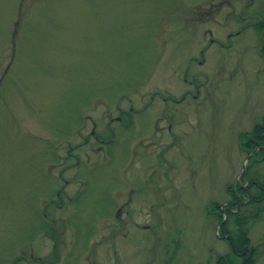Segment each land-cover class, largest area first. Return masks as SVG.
Masks as SVG:
<instances>
[{"label":"rangeland","instance_id":"1","mask_svg":"<svg viewBox=\"0 0 264 264\" xmlns=\"http://www.w3.org/2000/svg\"><path fill=\"white\" fill-rule=\"evenodd\" d=\"M261 21L264 0H0V264L230 254L208 207L227 203L238 137L264 116ZM45 209L57 247L36 234Z\"/></svg>","mask_w":264,"mask_h":264},{"label":"trees","instance_id":"2","mask_svg":"<svg viewBox=\"0 0 264 264\" xmlns=\"http://www.w3.org/2000/svg\"><path fill=\"white\" fill-rule=\"evenodd\" d=\"M256 29L263 33V39L259 47V52L260 55L264 58V21L259 22V24L256 26ZM130 115H132V110L127 113L121 112L120 118L122 121L124 120V122H126V125L124 126H127V123H130V121L132 120L130 118ZM97 138L99 141L100 139H103L100 135H97ZM113 140H115V137L112 138V136H110V139L105 143L106 148L109 147V144H111ZM85 145L86 141L75 147L74 149L84 147ZM238 148L243 154H245V156H249L250 154H252L245 170V180L248 182V185L243 188L241 187V184L238 183L236 185L231 184L226 188V194L229 196L226 207H229L230 210H227L226 207H224V210L227 212L228 217L220 230V234L222 236H228V238L225 239L229 244L230 254L218 256L216 258L215 264H256V250L254 247H251L249 230L251 224L254 221L258 220V212H264V116L251 131L241 133L239 135ZM69 153H71V150L69 151ZM76 159L77 164L75 165V168L77 166L85 164H82V162H80L78 158ZM260 165H262L261 169L258 167ZM255 166L257 167V169L253 171ZM69 168L70 166L65 168V170ZM75 179H77L78 182H81L80 178H77V176ZM245 180L242 179L241 182L244 183ZM78 193H76V195ZM63 195L64 190L60 189L59 192H57L56 198H49V201L51 203H55V205H57L56 209L58 210H61L64 207L65 201H63ZM74 201L75 197L69 201L72 207H74ZM262 205L263 208L261 209L260 206ZM238 206L240 207L237 211ZM208 212L209 214L217 215L218 222L221 223L222 214L221 212H219L218 205L210 204L208 207ZM47 214L48 213L46 209L45 211L43 210L41 220L43 218H47ZM42 223V227L36 232V234L46 232L45 234H49L50 238L53 240L54 244L57 247L60 238L57 235L55 229L52 228V225L50 227L47 221H45L44 223L42 220ZM63 225L65 228H68L70 225V221H64ZM232 227L234 228L233 230H231ZM36 234L29 239L27 238L25 242L32 241L35 238ZM53 255H55V249ZM25 259L26 258L24 257V255H19L13 258L9 262V264H21L25 261ZM57 259L48 264H55ZM37 261L40 264H47V262L43 258L37 259Z\"/></svg>","mask_w":264,"mask_h":264},{"label":"water","instance_id":"3","mask_svg":"<svg viewBox=\"0 0 264 264\" xmlns=\"http://www.w3.org/2000/svg\"><path fill=\"white\" fill-rule=\"evenodd\" d=\"M248 159H249V157H247V158L245 159V163H244V164H243V166H242V173H241V175H240V176H243V175H244V171H245V165H246V163H247ZM220 226H221V225H220Z\"/></svg>","mask_w":264,"mask_h":264}]
</instances>
